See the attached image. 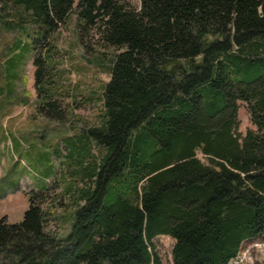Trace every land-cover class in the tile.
Returning <instances> with one entry per match:
<instances>
[{"label":"trees","instance_id":"trees-1","mask_svg":"<svg viewBox=\"0 0 264 264\" xmlns=\"http://www.w3.org/2000/svg\"><path fill=\"white\" fill-rule=\"evenodd\" d=\"M70 12L116 49L102 122L74 150L93 155L98 141L103 156L71 191L67 235L46 229L33 192L22 219L0 216V264H162L159 234L174 238V264H236L264 236V0H0V23L29 35L12 42L0 92L35 50L37 106L53 119L65 106L46 86L52 45L37 44Z\"/></svg>","mask_w":264,"mask_h":264},{"label":"rangeland","instance_id":"rangeland-1","mask_svg":"<svg viewBox=\"0 0 264 264\" xmlns=\"http://www.w3.org/2000/svg\"><path fill=\"white\" fill-rule=\"evenodd\" d=\"M126 1L140 5V0ZM77 23V15L70 12L66 24L58 27L50 43L44 40L37 44L42 51L52 45L49 50L45 49L52 57L47 62L46 86H52L60 104L65 106L62 118L46 117L37 106L44 98L36 93L35 50L26 52L15 64L17 73L9 77L13 81L11 91L6 95L0 92V216H5L9 223L22 219L29 194L33 192L37 201L50 211L46 229L62 237L70 232L75 209L71 191L78 185H86L81 177L84 167L97 165L103 156L96 144L98 141H92L93 155H74V150L85 143L88 135L85 130L102 122V87L110 78L108 63L116 51L97 40L96 28L83 32ZM28 30L33 32L31 28ZM17 38L25 41L29 35L20 28L0 23V87L5 86L3 67L11 57L10 46ZM238 110L240 128L245 131L252 125L250 112L245 102H241ZM80 160L83 163L79 164ZM153 241L162 264H174L171 253L174 238L159 234ZM240 250L232 260L234 263L263 262L264 236L245 240Z\"/></svg>","mask_w":264,"mask_h":264}]
</instances>
